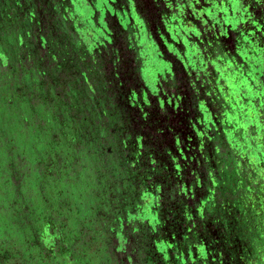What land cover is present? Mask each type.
I'll list each match as a JSON object with an SVG mask.
<instances>
[{
  "label": "flooded vegetation",
  "instance_id": "af4514ba",
  "mask_svg": "<svg viewBox=\"0 0 264 264\" xmlns=\"http://www.w3.org/2000/svg\"><path fill=\"white\" fill-rule=\"evenodd\" d=\"M127 1L146 22L140 42L133 26L123 28L113 18L109 27L114 32L107 33L99 23L98 0H0V24L15 26L19 30L16 45L30 49L29 56H36L45 67L52 60L55 64L58 54L74 57L77 65H90L88 59L97 57L90 67H99L103 76L98 79L106 81L101 99L109 109L103 114L109 118L114 137L128 151L117 156L125 165L132 191L142 181V196L148 197L146 175L154 169L157 182L175 189L177 216L185 222L168 239L162 235L170 229L156 219L160 223L157 239L153 252L147 254L151 264H264V134L259 136L262 126L255 124L257 118L264 120L259 107L263 99L257 93L254 97L246 93L252 86L264 90V0ZM110 5L126 17L132 14L131 10L124 12L122 0ZM171 8L177 9L183 23L203 20L211 26H202L205 49L218 56L219 66L234 83L226 91L224 109L193 88L170 96L171 72L165 78L154 71L155 63L162 64L168 55L166 51L162 55L152 39L160 42L159 32L165 31L169 17L165 12ZM80 9L86 12L85 23V16L78 15ZM79 20L83 25L78 30ZM150 26L156 36L146 32ZM72 32H86L92 38L91 56L87 47L79 49L71 41ZM94 34L103 41L98 42ZM143 40L145 44L139 47ZM220 109L226 115L223 120ZM230 133L235 146L226 141ZM250 133L253 137L248 141ZM220 143L229 156L220 154Z\"/></svg>",
  "mask_w": 264,
  "mask_h": 264
},
{
  "label": "trees",
  "instance_id": "16d2710c",
  "mask_svg": "<svg viewBox=\"0 0 264 264\" xmlns=\"http://www.w3.org/2000/svg\"><path fill=\"white\" fill-rule=\"evenodd\" d=\"M14 27L0 24V45L7 46L5 35H12L0 56V239L11 238L5 233L13 236L26 262L95 264L86 251L87 234L77 227L72 213L63 218L44 215L40 204L34 203L35 194L44 195L43 185L59 193L78 189L97 166L93 159L99 148L78 131L86 120L79 112L88 114L91 109L77 105L83 89L76 87V81L64 96L52 92L55 78L66 77L68 68L50 62L43 69L35 55L29 56L30 49L24 53L16 45ZM144 44L145 40L139 47ZM101 261L106 263L105 258Z\"/></svg>",
  "mask_w": 264,
  "mask_h": 264
},
{
  "label": "rangeland",
  "instance_id": "374dc122",
  "mask_svg": "<svg viewBox=\"0 0 264 264\" xmlns=\"http://www.w3.org/2000/svg\"><path fill=\"white\" fill-rule=\"evenodd\" d=\"M78 15L85 16L83 20L84 23L87 21L85 10L80 9ZM99 17L101 18L100 15ZM99 21L100 25L107 33L114 32L111 31L107 22L105 24L103 20L100 19ZM111 21L112 20H110V24L112 25ZM76 25L79 30L83 24L79 20ZM131 30L132 32H136L137 28L133 27ZM18 32L19 30L14 32V34L17 35ZM146 32L149 34L153 33V27L150 26V30ZM69 36L71 37V41L76 43L77 47L79 46V49L82 46L87 47V50L90 51L89 56H91L94 47L91 46L93 41L86 32L84 35L83 33L77 35L72 32V34L69 33ZM94 36H96L98 42L103 41V39H100L96 34H94ZM11 38L12 35H5V40L9 43L8 45L11 44ZM184 45L186 46V51H191L189 49H193L194 51L196 49L195 46H191L187 42H185ZM7 46L6 43L0 45V56L4 54ZM2 49H4V52ZM20 49L21 52L24 53L28 50V48L25 47H20ZM179 50L181 49L177 44L167 45V55L169 59L166 64H169L167 66L169 67V72H171L168 93L170 96L174 97L179 96L181 90H191L193 88V84L190 80L183 81L186 77L184 74L182 79L185 61L181 55H179ZM67 53H72V56L74 54V52H70V50H67ZM158 55L159 54H157V56ZM63 56L58 54V57L55 58L57 60L56 63L60 65L58 68L63 65L66 66L69 72L66 74V77L60 75V79L58 77L55 78L52 92L59 96H64L68 91L69 85L71 86L74 81H76V87L83 89L77 105L83 108L88 107L91 111L88 112L90 115L88 118V114L79 112L80 116L83 115L86 120L78 131H80L83 136L85 135L87 140L96 143L95 145L99 148V153H95L93 159L97 166L90 170L83 184L78 183V189H65L64 192L62 191L59 193V189L55 190L53 186L49 185L47 187L43 185L41 189L44 188V195L41 197L35 194L34 203H36L35 205L40 204L43 208L44 215L51 214L52 217H56L60 214L63 218L65 213H70V215L72 213L71 217L74 218V221L78 224L77 227H83L87 234L88 244L86 251L87 254H90V259L93 263L104 264L101 260L105 258V264H151L147 254L150 251L153 252V245H155L157 239L155 227L160 223L156 219H162L164 225L170 229L168 232H164L162 235L164 238L167 236L169 239L170 235H174L172 231L178 232L177 229H180L178 228L180 225L181 229L184 227L185 222L180 221V215L177 216L178 211L176 205L178 202H175V189H166V184H162L163 182L159 183V181L157 182V175L154 169L151 168L153 171L152 174L146 175V181L150 182L146 187L148 186L150 188L151 194H149L148 197L142 196V186H145V184L141 185L142 181L137 184L138 190L135 191L136 193L132 191V189L134 190V186L127 180L124 171L125 165L123 166L120 164V160H118L120 158L117 156L118 152L124 156L128 151L125 149V144L122 143L121 139L114 137L115 134L111 132L113 128L109 127V118H107V115L105 116L103 114L106 109H109L107 104L101 99V95L103 94L102 87L106 81L104 78L101 80L98 79L103 76L101 74L102 70L99 69V67H94V69L90 67L94 61H98L97 57L94 60H92L94 56L88 59L90 65L84 62L77 65L78 61L73 59L74 57L65 58ZM197 56V60H200L201 56ZM33 60V58H30V61ZM51 62L55 61L52 60ZM192 62L193 61H189V64ZM150 63L152 64L151 61ZM4 65L6 66L5 63ZM44 68L45 66H43V69ZM198 68L199 67L196 66L195 69ZM95 69H97L96 73L94 71ZM154 71L156 70L154 69ZM166 75H168V73ZM164 77L166 78V76ZM154 78H156V76H154ZM186 81L188 83H186ZM99 114L102 115L99 116ZM118 125H121V122H119ZM114 128L117 129L116 127ZM82 130L83 132H81ZM220 148L224 149L219 150L223 157H227L231 154L227 153L225 145L223 146L221 143ZM73 151L75 150L73 149ZM105 151H108L111 155L104 154L107 153ZM32 158L34 159V157ZM115 161L116 163H114ZM145 170L144 168L140 171L143 173ZM159 175L161 174L159 173ZM141 177L143 178V175H141ZM81 189L83 192H81ZM165 189V194L161 195L160 192L165 191ZM144 191H147L146 188ZM63 204H66V208H63ZM149 204H151V206L147 207L146 205ZM46 207L48 209H45ZM220 218L223 219L224 216L220 215ZM212 222L214 223V221ZM188 223L190 225L189 221ZM51 231H54L53 228ZM6 235L11 238L5 242L0 239V249L6 250L5 254H0V264H35L32 260L26 262L21 249L15 243V238L5 233V236ZM158 236H160V234ZM48 244H50V242H48Z\"/></svg>",
  "mask_w": 264,
  "mask_h": 264
},
{
  "label": "water",
  "instance_id": "95a60500",
  "mask_svg": "<svg viewBox=\"0 0 264 264\" xmlns=\"http://www.w3.org/2000/svg\"><path fill=\"white\" fill-rule=\"evenodd\" d=\"M105 1L108 3H105L103 0H98L100 7L99 9H97V13H99V15L101 16L100 19L103 20L105 24L107 22V25L109 26H110V20H112L111 22H113V19H115L120 24V26L123 28H126V27L130 28L131 26L136 27L137 31L135 32L136 33L135 35L136 36L138 35L137 39L140 42L141 36L139 34H142V32L143 33L145 32L146 24H145V21L142 20L140 16H138L137 12L133 11L128 6L130 2L127 0H122V4L125 7L124 12H129L128 10L132 11V14L131 15L128 14V16L126 17L124 16L123 11H121V9L116 8L117 9L116 10L115 7L110 5V2L117 1V3H119L120 0H105ZM165 14L166 16H169L167 17L168 22L166 23V27H165V31L167 32L168 35L164 34L165 31H162L163 33L159 32V35H160L158 36L160 38V42H159L158 40L153 38V35L156 36L155 34L156 32L154 31L151 37L153 38L152 40L155 43V47L163 55L165 51L167 52V45L177 44L181 49L179 50L180 52L178 53L179 55H181V57L185 61V64H184L185 67L183 69V73L184 75L187 76V78L189 77L188 80L192 82L195 92L199 96L203 95L205 100L208 99L217 107H222L224 109L225 106L227 105L226 102L228 101L227 100L228 95L226 91L232 89V86L234 83H233V78L228 77L227 74H225V72L219 66L218 64L219 61L217 60L218 56L213 55V53L205 49L207 48V46L205 45L206 42L203 41L202 26L204 28L206 26L207 29L211 28V26L205 24L204 23L205 21L203 20H196L194 24H191L188 22L183 23V21L179 19L177 9L174 10V8H171L170 12L169 13L165 12ZM178 22H180V24ZM186 26L188 29H191L190 30L191 32H188L187 34L184 32V31H187ZM193 36H196L197 40ZM191 38L195 39L197 46L196 44L192 43ZM185 42H187L191 46H195L196 47V49L194 50L195 52L193 51V49H189L191 51H186V46L184 45ZM197 55L201 56L200 60H197L198 58ZM168 59L169 57H167V59L161 60L163 61L162 64H160L161 63L160 62L159 65H157L156 63L154 65L155 70L159 74H162L166 77H167L166 74L169 71V67L167 66L169 64H166ZM189 61H193V62L189 64ZM196 66H198L199 68L195 69ZM252 87H248L249 90L246 93L249 94L248 97H254L255 94L257 93L260 96V98L263 99V101L261 102L262 105L261 106L258 105V106L260 107V110H263L261 112H264V109H263L264 108V96H263L264 90H262V88L257 89L254 86ZM230 93L236 96L237 99L240 98L238 97L235 91L233 93L230 91ZM223 109L222 110L220 109L222 120H223V117L226 116L224 112H222ZM229 110L226 109L225 111L231 113ZM256 120H257L256 123L251 119H246L244 122H251L252 124L258 123V125L262 126V129L260 131L258 130L257 133L258 134L260 133L259 136H263L264 120L262 117H261V120L259 118H257ZM246 137L249 139L248 141H250L251 137H253V134L250 133ZM232 138H235V136L230 133L226 136V141L228 144L235 146L234 140H232ZM258 138H261V137H258ZM236 147H238V145Z\"/></svg>",
  "mask_w": 264,
  "mask_h": 264
}]
</instances>
